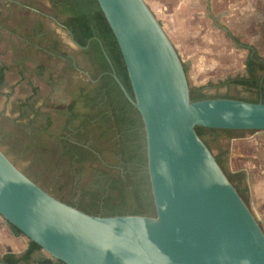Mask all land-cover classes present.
I'll list each match as a JSON object with an SVG mask.
<instances>
[{
    "label": "water",
    "instance_id": "1",
    "mask_svg": "<svg viewBox=\"0 0 264 264\" xmlns=\"http://www.w3.org/2000/svg\"><path fill=\"white\" fill-rule=\"evenodd\" d=\"M98 2L134 97L112 74L144 123L156 212L89 214L45 190L0 148V215L66 264H264L263 226L196 130L264 131V103L193 101L184 61L146 0Z\"/></svg>",
    "mask_w": 264,
    "mask_h": 264
},
{
    "label": "rangeland",
    "instance_id": "2",
    "mask_svg": "<svg viewBox=\"0 0 264 264\" xmlns=\"http://www.w3.org/2000/svg\"><path fill=\"white\" fill-rule=\"evenodd\" d=\"M189 13L192 24L187 26L184 20L169 14L159 12L161 19L158 18L188 65L190 85L207 86L212 82L214 87L208 88L211 94L251 96L241 86H215L245 73L248 51L237 45L232 35L255 46L264 56V0H205ZM64 18L50 0H0V65L6 66L8 80V87L0 89V148L51 194L68 201L75 185L94 186L99 170L105 166L117 168L118 158L112 141L101 138L97 131H93L92 140L103 151V164L87 163L77 171L80 166H72L64 156L59 137L66 120L65 101L78 99L79 117L73 122L76 126L80 114L90 110L79 99L80 89L88 93L93 87L92 63L62 26ZM190 27H195V33L190 32ZM55 43L57 52L52 50ZM39 64L54 73L57 86L37 75ZM23 103L49 114L52 120L48 129L40 128V120L29 126L33 116L22 112ZM211 148L215 154L221 149L229 150L224 163L227 171L247 172L251 208L264 229V131L234 139L223 134L211 143ZM28 245L29 239L14 235L0 215V258L8 253L19 256Z\"/></svg>",
    "mask_w": 264,
    "mask_h": 264
},
{
    "label": "trees",
    "instance_id": "3",
    "mask_svg": "<svg viewBox=\"0 0 264 264\" xmlns=\"http://www.w3.org/2000/svg\"><path fill=\"white\" fill-rule=\"evenodd\" d=\"M52 7L63 15V25L69 29L74 39L83 46L84 53L89 57L93 69L90 72L92 89L88 93L82 91L79 99H83L84 106L90 110L80 114V123L73 122L79 117L77 101H65L66 120L59 141L64 156L72 166L79 165L77 171L87 163L103 164V151L93 142L92 133L97 131L101 138L112 141L113 151L118 158V167L105 166L99 170L96 184L92 187L72 188L71 196L66 200L70 205L93 215H125V214H154L156 212L154 199L150 189L149 175L146 169V146L144 123L139 110L127 99L120 85L115 80L113 72L125 85L132 97L134 93L128 71L120 53L112 29L98 0H50ZM237 45L247 49L245 73L229 77L219 83L220 86H241L251 93L249 97L226 93H209L208 88L214 87L212 82L207 86H192L191 99L193 101L208 98H230L249 102L264 103V56L253 45L243 43L239 37L232 35ZM52 50L57 52L55 43ZM110 60H109V59ZM186 72L188 65L184 63ZM35 72L50 85L57 86L54 73L44 65L39 64ZM8 87L6 66L0 65V89ZM13 90V87H10ZM1 92V91H0ZM62 100V99H61ZM64 103V102H63ZM23 113L33 118L29 126L40 120V128L48 129L52 118L41 112L39 107L27 106L23 103ZM200 137L211 148V143L225 134L228 138L249 137L259 130H228L200 127L196 128ZM213 151V150H212ZM229 150L221 149L215 157L229 180L236 187L244 201L251 207V190L247 183V172L227 171L225 161L229 157ZM14 235H24L14 225L8 223ZM30 258H26V256ZM1 261L15 264H66L48 256L42 248L29 240L26 252L21 255L8 253Z\"/></svg>",
    "mask_w": 264,
    "mask_h": 264
},
{
    "label": "crops",
    "instance_id": "4",
    "mask_svg": "<svg viewBox=\"0 0 264 264\" xmlns=\"http://www.w3.org/2000/svg\"><path fill=\"white\" fill-rule=\"evenodd\" d=\"M203 1L205 0H146V2L149 4V6L154 11L157 17H159V12L164 15L169 14V16L173 17L174 19L178 18L179 20H184V26L185 25L187 26L188 24L189 25L192 24V17L189 11L194 7L200 8ZM203 15H207V14H203ZM215 21L216 20L214 19L213 23H215ZM162 24L164 25L163 22ZM194 28L195 27L191 28L192 30L189 29L191 30L190 32L195 33Z\"/></svg>",
    "mask_w": 264,
    "mask_h": 264
},
{
    "label": "flooded vegetation",
    "instance_id": "5",
    "mask_svg": "<svg viewBox=\"0 0 264 264\" xmlns=\"http://www.w3.org/2000/svg\"><path fill=\"white\" fill-rule=\"evenodd\" d=\"M28 175V174H27ZM29 176V175H28ZM30 177V176H29ZM32 178V177H31ZM33 179V178H32ZM34 181H36L35 179H33ZM37 182V181H36ZM38 183V182H37ZM39 184V183H38ZM40 185V184H39ZM42 186V185H40ZM43 187V186H42ZM44 188V187H43ZM45 190H47L46 188H44ZM48 191V190H47Z\"/></svg>",
    "mask_w": 264,
    "mask_h": 264
}]
</instances>
